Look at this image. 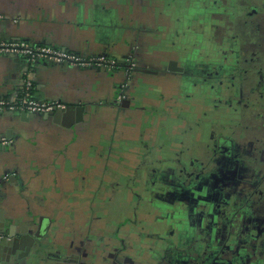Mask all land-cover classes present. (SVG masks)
Wrapping results in <instances>:
<instances>
[{"label": "crops", "instance_id": "obj_1", "mask_svg": "<svg viewBox=\"0 0 264 264\" xmlns=\"http://www.w3.org/2000/svg\"><path fill=\"white\" fill-rule=\"evenodd\" d=\"M174 1L0 0V41L26 40L119 65L111 71L0 54V97L18 94L27 79L33 97L66 104L50 114L0 113V140L8 141L0 143V264H156L146 232L139 237L125 224L124 235L115 231L126 237L124 246L106 239L117 227L89 207V182L96 179L101 187L94 190L104 196L121 173L119 161L141 158L136 146L122 144L127 133L138 141L145 129L151 134L157 116L168 119L154 105L169 91L158 96L153 89L181 80L184 68ZM120 88L126 99L119 107ZM164 133L168 141L167 125ZM110 146L123 152H108Z\"/></svg>", "mask_w": 264, "mask_h": 264}, {"label": "flooded vegetation", "instance_id": "obj_2", "mask_svg": "<svg viewBox=\"0 0 264 264\" xmlns=\"http://www.w3.org/2000/svg\"><path fill=\"white\" fill-rule=\"evenodd\" d=\"M171 11L186 52L181 80L158 88L175 96L154 105L168 119L157 116L153 134L145 129L138 141L127 133L122 144L136 146L141 158L128 159L132 168L104 196L96 179L89 182V207L118 228L106 239L124 246L116 232L124 235L125 224L139 237L146 232L156 264H264V0H175ZM115 148L120 153L107 151ZM223 159L234 162L233 172Z\"/></svg>", "mask_w": 264, "mask_h": 264}, {"label": "built area", "instance_id": "obj_3", "mask_svg": "<svg viewBox=\"0 0 264 264\" xmlns=\"http://www.w3.org/2000/svg\"><path fill=\"white\" fill-rule=\"evenodd\" d=\"M0 54L26 58L33 62L45 60L60 64L76 66H99L108 70L118 67L116 60L103 56H79L68 51L49 45H34L26 40L0 41ZM66 108V104L59 100L39 99L32 95V83L25 80L18 94L9 98L0 97V113L5 111H21L29 114H50L56 110ZM8 141L0 140L6 144Z\"/></svg>", "mask_w": 264, "mask_h": 264}, {"label": "rangeland", "instance_id": "obj_4", "mask_svg": "<svg viewBox=\"0 0 264 264\" xmlns=\"http://www.w3.org/2000/svg\"><path fill=\"white\" fill-rule=\"evenodd\" d=\"M255 1H258V0H255ZM262 51H263V52H261V57L264 56V49H263ZM163 90L166 91L167 88H164ZM153 91H154V94H157V95L159 96V92H160L159 90L153 89ZM167 92H168V91H166V93H167ZM173 97L175 98L174 95H173ZM174 98L172 99V94H170V92L167 93V100H168V101H171V102H172V101H175ZM137 105H138L139 107L142 108V103H141V102H140V103H137ZM143 107H144L145 110H149L148 107H146V106H143ZM186 119H187V118H186ZM154 120H157V119H154ZM187 120H188V119H187ZM161 142H162V141H161ZM162 144H163V142H162ZM236 146H237V148H242V146H243V149L245 150V152L247 151V149H249L248 146L242 145V141H241V140H240V141H237ZM128 152H131V151H128ZM127 155H128V154H127ZM210 156L213 158L212 155H210ZM217 159H219V158H215V159L213 160V162L215 163V161H216ZM119 163L121 164V166H120V167H117L116 169L123 170V169H131V168H132V162H130L126 156H124V159L120 160ZM154 163H155V162H154ZM232 163H234V162H232L231 159H223V160H221V164H223L222 168H224V169L228 168V171H229L230 173L233 172V171H232V168H230L231 165H232ZM208 167H209L210 169H212L210 165H209ZM116 169H115V170H116ZM153 169H154V168H153ZM115 170H111V172L114 173ZM210 171H212V170H208L207 172H210ZM115 177H116V176H115ZM109 178L112 180L113 177L110 176ZM116 178H118V177H116ZM112 181H113V180H112ZM98 184H99V183H98Z\"/></svg>", "mask_w": 264, "mask_h": 264}, {"label": "water", "instance_id": "obj_5", "mask_svg": "<svg viewBox=\"0 0 264 264\" xmlns=\"http://www.w3.org/2000/svg\"><path fill=\"white\" fill-rule=\"evenodd\" d=\"M24 113V112H23Z\"/></svg>", "mask_w": 264, "mask_h": 264}]
</instances>
